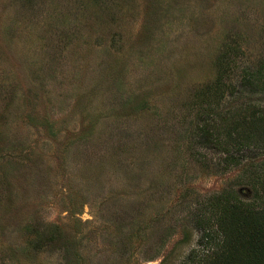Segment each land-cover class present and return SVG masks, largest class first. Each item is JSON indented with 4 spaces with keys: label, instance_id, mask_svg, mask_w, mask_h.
I'll use <instances>...</instances> for the list:
<instances>
[{
    "label": "rangeland",
    "instance_id": "1",
    "mask_svg": "<svg viewBox=\"0 0 264 264\" xmlns=\"http://www.w3.org/2000/svg\"><path fill=\"white\" fill-rule=\"evenodd\" d=\"M227 45L264 58V0H0V264H211L227 196L264 204L195 136L264 107L213 93Z\"/></svg>",
    "mask_w": 264,
    "mask_h": 264
},
{
    "label": "trees",
    "instance_id": "2",
    "mask_svg": "<svg viewBox=\"0 0 264 264\" xmlns=\"http://www.w3.org/2000/svg\"><path fill=\"white\" fill-rule=\"evenodd\" d=\"M242 55V50L239 47L227 45L226 51L218 57L219 78L215 85L219 89L217 92L213 91L214 94L219 92L224 94L227 91L231 96L241 98L248 95L250 97L264 94V58L257 65L250 67L245 61L240 63ZM234 70L235 72H233ZM230 71L234 74L232 77H229ZM224 77L227 79L222 82ZM221 85L223 88L220 87ZM249 103L252 107L248 115H244L242 118L235 117L230 113L222 115L220 125H211L209 123L211 116L204 113L205 116L207 115L206 118H201L196 124L195 136L199 139V145L221 151L225 154L227 163L233 166L241 165L246 161L253 162L260 156L264 159V136H254L247 128H244L246 126L238 125L239 121L248 120L249 123L252 122L251 127L253 123L258 125L264 123V107ZM207 104L211 105L209 109L212 111L213 102L207 101ZM262 127L264 128V126ZM251 167L257 169V172H255L256 177L249 179L248 183L254 190L255 200L261 201V195H264V160L251 164ZM231 199L233 201L227 196L226 201L222 204L223 208L232 215L227 217L230 221L226 216H217L215 219L218 227L217 236L221 244L215 245L216 251H213L215 257L211 264H264L263 202L260 203V206L251 207L249 203H238L236 197L232 196ZM223 217L226 221H222ZM207 231L210 233L209 230ZM207 237H210V234ZM213 239L215 240V236L212 235L211 242Z\"/></svg>",
    "mask_w": 264,
    "mask_h": 264
}]
</instances>
